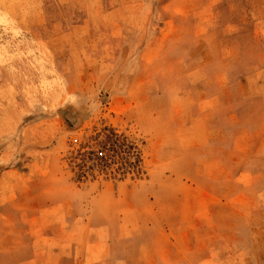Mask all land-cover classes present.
<instances>
[{"label": "rangeland", "instance_id": "rangeland-1", "mask_svg": "<svg viewBox=\"0 0 264 264\" xmlns=\"http://www.w3.org/2000/svg\"><path fill=\"white\" fill-rule=\"evenodd\" d=\"M0 14V264H264V0Z\"/></svg>", "mask_w": 264, "mask_h": 264}, {"label": "built area", "instance_id": "built-area-1", "mask_svg": "<svg viewBox=\"0 0 264 264\" xmlns=\"http://www.w3.org/2000/svg\"><path fill=\"white\" fill-rule=\"evenodd\" d=\"M75 142H77L78 141V138L76 137L75 139ZM96 156L98 157V158H100V159H107L108 158V155H107V150H106V148L105 147H100V148H98L97 150H96Z\"/></svg>", "mask_w": 264, "mask_h": 264}, {"label": "bare ground", "instance_id": "bare-ground-1", "mask_svg": "<svg viewBox=\"0 0 264 264\" xmlns=\"http://www.w3.org/2000/svg\"><path fill=\"white\" fill-rule=\"evenodd\" d=\"M1 1H2V0H1ZM3 4H4V3H3ZM3 4H2V5H3ZM18 6L20 7V5H18ZM0 15H1V14H0Z\"/></svg>", "mask_w": 264, "mask_h": 264}]
</instances>
